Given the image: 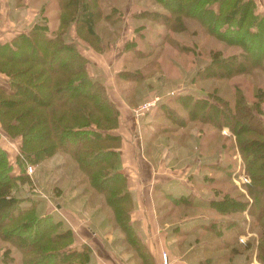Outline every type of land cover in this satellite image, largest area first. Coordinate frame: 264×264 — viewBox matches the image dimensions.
I'll use <instances>...</instances> for the list:
<instances>
[{
  "label": "rangeland",
  "instance_id": "374dc122",
  "mask_svg": "<svg viewBox=\"0 0 264 264\" xmlns=\"http://www.w3.org/2000/svg\"><path fill=\"white\" fill-rule=\"evenodd\" d=\"M252 1L254 11L263 14L264 0ZM98 4L101 9L106 10L105 13H110L112 10L113 19H105L103 11L100 18L96 19L94 28L100 39L99 52L80 38L72 26L66 31L65 38L88 59L86 64L88 75H92L103 83L105 90L109 92V98L117 108L115 127L106 132L116 139L112 141L116 151L113 169L124 174V187L132 190L138 187L158 189L155 183L161 184L165 177H154V175L149 177L153 169L151 170L148 163L141 158L138 130L142 129L143 133V125L147 121H151V125L172 127L170 137L176 144L168 141L169 145L163 149L164 160L174 154L175 160H180L181 163L175 168L168 167L165 170L166 176H182L184 171L188 174L187 170L193 163L195 175H199L194 179L188 177L185 182H194V186L201 191L202 196L194 197V205L197 207L188 214L195 216L203 213L207 217L204 219L205 225L201 224L205 230L197 229L200 220H192L191 239H210L212 242L223 239L220 242L226 241L233 246L226 247L227 250L218 251H224L227 254L231 250L230 255L242 254L246 260L253 259L256 264H261L255 257L260 227L258 230L256 227L251 229V217L247 209H243L242 206L241 211L220 214L210 205L211 200L218 199L225 193L227 198H235L239 203L243 201L242 204H249L250 202L251 198L245 188V185L250 182V177L235 147L236 138L227 126L217 130L203 122L200 118L202 111L197 110L201 101L195 106L193 103L203 99H212L214 102L221 103L220 99H227L229 104H232L234 91L240 90L254 109L256 98L253 93L258 85L264 89V72L252 69L250 73L232 76L230 79L202 78L200 69L209 61L211 49L221 48L222 54L228 55L237 52L238 48L204 34L203 29L197 23L193 21L191 23L190 20H188L190 26L188 25L185 31L193 29V36L185 31L169 32L165 27L162 28L155 22L145 19V16L154 10L163 11L162 7L152 0H98ZM54 5L56 0H8V6L4 7L3 15L12 20V35L29 28L40 19L42 14L44 17L41 19H47L50 27L55 28L58 21L55 18L57 10ZM46 6L47 10L44 11ZM6 37L7 35H4L3 39ZM172 37L178 40V45L188 46L193 52L177 51L175 44L172 45V42L168 40ZM22 52L18 53V59H21L23 54L26 56V51ZM37 53L41 55L40 50ZM251 58H254L253 54ZM230 67V65L221 66L217 71L227 70ZM7 81L6 75L0 73V85L6 90H8ZM35 92L37 97H41L46 102L50 103L52 100L49 89L36 88ZM30 95L27 93L26 97ZM260 96L261 100L256 105L257 110L260 111L259 118L264 124V94ZM31 97L33 98V95ZM156 97L157 100H155ZM152 100L155 102L151 106H143L145 102ZM41 103H43L42 100ZM23 107L25 105L20 106V108ZM190 114L195 116L191 118ZM1 125L0 147L7 154V164H4L3 169L7 174L9 173V176L17 177L10 182L12 195L18 197L21 204L33 206L36 215H50L63 229H67L74 239L73 242H69V245L67 244L69 249L81 245L77 244L75 239H128V236L124 237L119 223L114 219L115 214L106 204L107 199L90 186L84 172L79 170L78 162L70 152L57 150L46 155L32 153L26 158L21 152L20 136L15 133L13 137L8 136V132L11 133L12 130L6 132ZM90 128L93 131L98 130L94 124ZM30 131V138L35 144H47L48 128L41 119H36L34 124L30 125ZM97 133L102 136L105 134L102 129H99ZM75 140L82 139L77 135L64 136L62 139L64 146ZM187 141L191 142L188 147L183 148L178 144H184ZM186 150L189 153L182 154ZM259 154L258 157L262 156ZM96 155L93 156V160H86V162L90 165L99 164L104 156ZM20 159L22 164L18 162ZM185 161L188 163L185 164ZM208 162H211V167L208 166ZM28 165L32 168L30 172L27 169ZM164 168V165H160L158 172L163 171ZM119 183L122 185V181ZM188 187L192 189L191 185ZM207 190L212 194L210 201L207 200ZM155 201L157 207L162 206L163 203L165 211L170 207L171 201L162 197V191L161 194L158 192ZM123 203L122 207L129 211L130 223V212L134 208L133 199ZM173 209L169 212L170 220H177L185 213L182 209ZM11 212L5 214L3 218L9 219L12 216ZM130 226L139 235L131 224ZM7 229H10V225ZM41 230L38 229V234ZM166 230L171 232V226ZM14 233L18 234V232H9V239L17 241L18 239H14ZM262 239L264 240V237ZM86 247L87 255H89L90 248ZM20 258V250L15 248L9 240L0 237V264H22ZM43 263L47 264L48 261H40L37 264Z\"/></svg>",
  "mask_w": 264,
  "mask_h": 264
},
{
  "label": "trees",
  "instance_id": "16d2710c",
  "mask_svg": "<svg viewBox=\"0 0 264 264\" xmlns=\"http://www.w3.org/2000/svg\"><path fill=\"white\" fill-rule=\"evenodd\" d=\"M152 1L159 4L163 11H149L145 19L172 33L185 31L190 26V20L197 23L204 34L238 48L237 52L228 55L222 54L221 48L211 49L209 61L200 69L202 78L230 79L250 73L252 69L264 72V13L254 11L252 0ZM54 8L57 10V27L51 28L47 19H41L44 17L42 14L29 28L0 42V73L8 78V90L0 85L1 128L6 132L12 130L8 132L10 137L14 133L20 136L21 152L26 158L32 153L70 152L90 186L107 199L106 204L115 214L114 219L119 223L124 237L128 236L123 240L136 245L139 237L130 226L129 211L122 207L123 202L132 201V196L124 187V174L113 169L116 151L112 141L116 139L106 132L115 127L117 108L103 83L88 75V59L65 38L66 31L72 26L80 38L99 52L100 39L94 28L95 22L102 11L105 19L113 20L112 10L105 13L98 0H56ZM46 10L47 6L44 8ZM185 32L193 36L194 30ZM168 40L175 44L177 51L193 52L188 46L178 45L174 37ZM38 49L41 55H38ZM23 50L26 56L23 54L18 59V53ZM252 54L254 58H251ZM225 65L231 67L217 71L218 67ZM36 88L50 90V103L37 97ZM27 93L31 95L26 97ZM262 93L264 89L258 85L253 93L256 98L254 109L240 90L234 91L232 104L227 99H220L221 103L203 99L195 101L193 105L201 101L197 109L202 111L201 120L217 130L227 126L236 138L235 147L250 177V182L245 185L250 202L239 203L235 198H227L225 193L211 200L210 205L220 214L241 211L242 206L247 209L251 229L256 227L258 230L260 227L255 257L264 264V124L256 105ZM23 105L25 107L20 108ZM194 116L190 114L191 118ZM36 119H41L48 128L46 145H37L30 138V125ZM93 124L96 129L104 130L105 134L102 136L97 133L98 130L93 131L90 128ZM68 135H77L82 140L64 146L62 139ZM258 153L262 156L258 157ZM96 154L104 158L99 164H88L86 160H93ZM6 155V151L0 147V237L9 240L20 250L22 264H37L44 260L48 261L47 264H84L88 258L85 245L69 249V242L74 239L67 229H63L50 215H36L33 206L21 204L18 197L12 195L10 182L17 177L9 176L3 169L7 164ZM18 162L22 164L21 159ZM121 181L122 185L119 183ZM10 211L12 216L4 219V215ZM8 225L10 229H7ZM235 225L238 228L236 222ZM39 228L42 229L40 234ZM9 232H18L14 233V239L18 240H10ZM141 246L138 244V248Z\"/></svg>",
  "mask_w": 264,
  "mask_h": 264
},
{
  "label": "crops",
  "instance_id": "0c3cea01",
  "mask_svg": "<svg viewBox=\"0 0 264 264\" xmlns=\"http://www.w3.org/2000/svg\"><path fill=\"white\" fill-rule=\"evenodd\" d=\"M5 6H8V0H0V42L10 39L13 34L12 20L3 15ZM4 35H7L5 39H3ZM150 123L151 121H147L143 125V133L142 129L138 130L140 133L138 143L140 155L142 160L148 163L150 169H153V173L150 172L149 177L163 176L165 179L161 184L155 183L158 186L157 190L147 187H138L135 190L128 188L134 202V208L130 212V224L139 234V239H137L136 245H130L123 239H75L77 244H85L90 248L85 264H163L162 252H165L167 256L166 264H256L255 260H246L242 254L230 255L231 250L227 254L224 251H218L220 249L227 250L226 247L233 246L231 243L227 244L226 241L220 242L223 239H216V242H212L210 239H191L192 220H200L197 229L205 230L201 224L205 225L204 219L207 218L203 213L195 216L188 214L197 207L194 205V197L202 195L201 191L194 186V182L186 183L185 179L188 177L194 179L199 174L195 175V167L192 163L187 170L188 174L184 171L182 176H166L165 170L168 167L175 168L181 163L180 160H175L174 154L164 160L165 151L163 149L169 145L168 141H173L170 137V132L173 130L172 127L151 125ZM141 135H143L142 138ZM173 142L176 144L175 141ZM178 144L184 148L190 146L191 142L187 141L182 143L183 145ZM188 153L186 150L182 154ZM204 155L203 153L202 156L204 157ZM186 163L188 161H185ZM210 163L208 162L209 167H211ZM160 165H164L165 168L158 172ZM155 173H159V175H155ZM189 185L192 189L188 187ZM161 191L162 197L171 201L167 211H165L163 203L160 207L156 206L155 197L158 192L161 194ZM206 192L207 200L210 201L212 194L208 190ZM173 208L175 210L182 209L185 213L177 220H170L168 216L169 212L174 210ZM160 217L162 219H159ZM169 226H171V232L166 230ZM138 244L142 246L138 248Z\"/></svg>",
  "mask_w": 264,
  "mask_h": 264
},
{
  "label": "built area",
  "instance_id": "2783aa9c",
  "mask_svg": "<svg viewBox=\"0 0 264 264\" xmlns=\"http://www.w3.org/2000/svg\"><path fill=\"white\" fill-rule=\"evenodd\" d=\"M157 99H158V98L156 97L155 100H157ZM155 100L147 101V102H145V103L143 104V106H149V105L151 106V104H152L153 102H155ZM27 169H28L29 172L32 170V168H31L30 165L27 166ZM161 259H162V263H163V264H166L167 256H166V253H165V252H162V254H161Z\"/></svg>",
  "mask_w": 264,
  "mask_h": 264
}]
</instances>
